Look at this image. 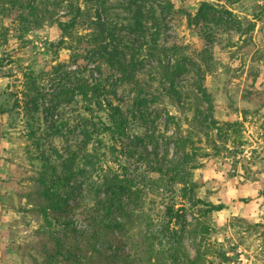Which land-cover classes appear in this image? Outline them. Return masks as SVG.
Returning a JSON list of instances; mask_svg holds the SVG:
<instances>
[{"label":"rangeland","instance_id":"374dc122","mask_svg":"<svg viewBox=\"0 0 264 264\" xmlns=\"http://www.w3.org/2000/svg\"><path fill=\"white\" fill-rule=\"evenodd\" d=\"M32 1L35 9L27 0H0V264H264V0H146L157 18V35L152 33L156 24L147 23L142 33L122 27L126 0L107 1L117 17L114 34L125 45L124 58L135 63L132 75L117 82L115 100L136 115L145 110L140 123L135 118L127 142L151 143L142 161L119 145L111 147L106 134L89 151L105 170L125 171L117 163L128 160L132 190H139L134 199L150 214L157 239L147 249L151 240L141 244L144 228L135 224L126 234H113L128 257L111 260L88 250L77 252L79 261L56 253V241L62 238L65 246L76 241L83 249L84 239L71 231L61 234L54 219L49 227L40 211L46 205L42 165L30 159L36 151L27 136L37 123L24 102L33 79L45 98L33 115L40 126L34 136L45 154L52 147L65 154V144L80 138L78 131L65 134L66 126L53 135L44 131L53 123L46 121V100L63 83L78 76L91 81L96 75L93 62L86 71L78 70L65 47L69 41L56 44L60 35L49 15L62 14L70 2L85 8L88 3ZM167 2L175 12L171 9L164 22ZM202 3L212 5L221 21H214L213 13L207 22L198 20ZM89 12L94 16L93 8ZM88 31L85 24L75 29L78 35ZM175 62H184L185 69L171 75V82L163 66ZM57 63L62 65L55 73L51 66ZM137 95L144 104H137ZM81 111L80 104L62 105L53 117H77ZM178 139L184 150L175 153ZM166 142L173 161L162 160L161 172L150 169ZM77 163L82 166L81 160ZM175 168L180 172L176 183L168 177ZM83 174L76 183L98 182L95 172ZM207 202L224 207L206 211ZM166 204L173 207L172 217L166 215ZM74 220L77 229L87 227L83 212L77 210Z\"/></svg>","mask_w":264,"mask_h":264},{"label":"trees","instance_id":"16d2710c","mask_svg":"<svg viewBox=\"0 0 264 264\" xmlns=\"http://www.w3.org/2000/svg\"><path fill=\"white\" fill-rule=\"evenodd\" d=\"M16 1L9 0L12 3ZM84 1L88 3L86 8L70 2L65 6V11L62 14L58 16L50 14L49 17L60 35L56 44L62 46L64 42L69 41L65 47L70 49V56L77 65L78 70L86 71L88 64L93 62L95 63L93 71L96 75L93 76L91 81H88L86 77L78 76L75 81L69 84L63 83L59 91L46 100L47 108L50 110L49 119L46 121L50 120L53 123L44 130L45 133L50 131L53 135L57 132L60 133V129L66 126L65 134H68L66 131L71 133L78 131L80 138L65 144L63 149L65 154L59 152L56 147H52L47 154L40 150L38 140L34 136L40 126L38 118H34L33 115L39 111L45 98L33 79L26 86L24 107L31 121H36L37 124L28 131L27 136L36 151L35 153L30 152V159H35L41 162L42 165L39 180L46 205L41 207L40 211L45 221L51 227L53 224L51 219H54L60 227L58 231L61 234H67L68 231H71L80 235L85 242L82 249L76 241L69 246H65L64 240L58 238L55 252L65 258H73L75 261H79V257L84 255L82 252L85 253L90 250L94 253L105 254L113 260V258L129 256L124 253L122 247L116 244L113 237L115 230L126 234L130 229L136 228L135 224L142 225L144 233L141 232L143 239L140 238V243L145 244L148 240H151L147 244L149 250L153 248L157 236L153 234L150 214L145 212L142 204L136 201L137 198L134 199L139 190H132L134 177L132 176L133 173H129L127 170L128 160L123 164L117 163L120 167H124L125 171H117L111 167H107V170H105L98 164L99 157L96 158L98 161L95 160V155L93 154V156L89 150L93 149L96 139L106 134L112 142L111 147L114 148L119 145L118 147H122V152L127 149L126 153H129L131 158H135V161H142L145 154H147V144L151 142L140 140L138 145L127 142L132 125L136 121L135 118L137 117L139 122L141 117L144 118L143 112L145 110H137L136 115L131 110H125L120 101L115 100L117 82L132 75L130 67L135 65L131 60L126 62L123 51L125 45L121 42V46L120 40L115 37L114 33L118 25L117 17L110 12L107 5L108 0ZM145 1L126 0L123 8L124 18L122 19L127 22L122 27L130 32L142 33L147 23H150V25L156 24L157 28L152 33L157 35L159 33L157 18L154 16V11L152 12L150 7L144 5ZM27 2L32 9L36 8L32 5L33 1L27 0ZM91 8L95 11L94 16L90 15ZM171 9L175 12L172 4L167 2L165 13L168 14L167 16L166 14L163 15L164 22H166V17L173 13H169ZM215 11L217 12L212 5L202 3L196 11L195 17L198 20L207 22L213 13L212 18L216 19L214 21H221L220 17L215 18ZM33 16L36 18L34 11ZM81 24L87 25L90 31L80 35L76 34L75 29ZM153 41H156L155 38ZM61 65L62 63H57L51 67L56 73L57 68ZM184 65V62H175L173 65L163 66L167 79L172 82L170 76L183 71L185 69ZM136 99L139 105L145 103V99L140 95H137ZM73 104L77 108L79 104L81 105L82 114L77 117L67 116L63 120L56 121L53 117L54 111L62 105ZM147 113L149 112L147 111ZM65 134L62 135L65 136ZM174 142L177 143L175 153H178L180 149L184 150V145H181L179 139ZM154 145L156 151V144ZM28 151L30 150L28 149ZM102 159L106 158L103 157ZM78 160H81L82 166L77 163ZM162 160L168 163L173 161L169 158L168 142L165 143V147L158 157L159 162L157 161L153 163V166L148 167L161 172L164 165L161 163ZM149 161L147 159L146 164ZM83 167H88L90 170ZM176 169H169L168 175L175 183L179 182L180 175V172ZM83 172L88 175L95 172L98 182L83 181L84 185L80 182L76 183L77 175H81ZM85 199L88 201H85ZM71 200L74 201V204H71ZM223 207L222 203L207 202L205 209L206 211H213L221 210ZM165 209L166 215L172 217L173 207L166 204ZM77 210L83 212L88 218L87 227L83 229H77L75 225L74 214ZM139 230L141 231V229ZM78 251H81L82 255H77Z\"/></svg>","mask_w":264,"mask_h":264},{"label":"built area","instance_id":"2783aa9c","mask_svg":"<svg viewBox=\"0 0 264 264\" xmlns=\"http://www.w3.org/2000/svg\"><path fill=\"white\" fill-rule=\"evenodd\" d=\"M78 225H80V223H78Z\"/></svg>","mask_w":264,"mask_h":264}]
</instances>
